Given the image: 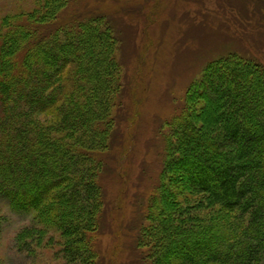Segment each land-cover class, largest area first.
<instances>
[{
  "label": "trees",
  "instance_id": "1",
  "mask_svg": "<svg viewBox=\"0 0 264 264\" xmlns=\"http://www.w3.org/2000/svg\"><path fill=\"white\" fill-rule=\"evenodd\" d=\"M69 3L41 0L34 10L0 21V200L65 239V264H99L107 212L101 153L109 149L114 112L124 96L121 65L117 49L109 48L111 36L96 26L100 16L52 29ZM244 68L231 69L229 83L220 82L223 130L198 136L188 121L183 133L189 140L177 139L191 194L227 214L203 221L183 198V224L213 230L171 264H264V66L257 61ZM249 70L255 83L243 88ZM42 115L53 119L43 121ZM206 147L213 150L206 157L194 152ZM162 225L167 231L171 224ZM158 233L146 236L151 244L146 237L139 244L140 237L138 246L168 251L176 237L168 235L163 245Z\"/></svg>",
  "mask_w": 264,
  "mask_h": 264
},
{
  "label": "rangeland",
  "instance_id": "2",
  "mask_svg": "<svg viewBox=\"0 0 264 264\" xmlns=\"http://www.w3.org/2000/svg\"><path fill=\"white\" fill-rule=\"evenodd\" d=\"M40 1L0 0V21L32 11ZM93 16L101 17L96 26L111 36L109 48L117 49L124 93L118 115L114 112L109 149L101 153L107 212L99 264H155L158 258L171 264L189 255L190 242L213 230L208 225L201 229V223L183 224L178 203L186 198L187 209L203 221L209 216L212 221L220 209L205 196L191 194L177 139L179 144L189 140L184 134L188 121L197 126L198 136L222 131L226 98L224 89L218 91L220 84L229 83L235 67L245 69L257 61L264 66V0H70L52 29ZM251 70L245 72L249 80L240 82L243 88L255 83ZM210 151L194 152L206 157ZM164 221L171 224L167 231ZM155 230L163 245L168 235L176 237L168 251L154 250L158 255L137 242L151 232L155 238ZM64 240L54 230H44L31 213L16 212L0 200V264H65Z\"/></svg>",
  "mask_w": 264,
  "mask_h": 264
}]
</instances>
